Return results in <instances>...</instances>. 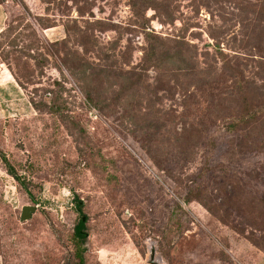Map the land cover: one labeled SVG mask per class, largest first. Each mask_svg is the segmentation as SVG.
I'll use <instances>...</instances> for the list:
<instances>
[{
  "label": "rangeland",
  "instance_id": "obj_1",
  "mask_svg": "<svg viewBox=\"0 0 264 264\" xmlns=\"http://www.w3.org/2000/svg\"><path fill=\"white\" fill-rule=\"evenodd\" d=\"M158 1L0 0V264L264 263V0Z\"/></svg>",
  "mask_w": 264,
  "mask_h": 264
},
{
  "label": "trees",
  "instance_id": "obj_2",
  "mask_svg": "<svg viewBox=\"0 0 264 264\" xmlns=\"http://www.w3.org/2000/svg\"><path fill=\"white\" fill-rule=\"evenodd\" d=\"M1 4L2 2L0 3V5ZM130 7H131L133 14L136 17H142L145 21H147L146 16L144 15L142 16V14H144V12H147L150 9L154 10L159 16L164 15V13L168 15L169 9H170V6L168 5V3L160 2L158 0H131ZM147 40H148L149 46L146 50L145 58H144V61L146 63L148 61L149 54L158 49V46L156 45V37L154 35L148 33ZM81 67H82L81 69L82 71L80 73L81 77L78 79V81L81 82V89L84 95L86 96V98L90 100L92 103H95V99L93 98L94 89H93L92 81H91L93 74L91 73V71H89V70H92V68H89L87 65H82ZM246 118H251L250 121L248 122L246 121L245 125L247 126L250 122L254 123V125L252 124L251 127H255V129L257 127L262 128L264 126V118H260L257 113L248 114ZM0 155L4 163L6 164L10 174L15 178H19L15 169L9 163L8 159L6 158L5 154L1 151V149H0ZM195 196H196L195 193H192V195L188 197L187 201L191 202V199L193 197L197 198V196L196 197ZM80 210H81V206H80ZM73 237L78 243H80V245H85V243L87 242L89 238V234L87 232L86 217H82L78 225L75 227ZM81 262H84L83 258L81 259Z\"/></svg>",
  "mask_w": 264,
  "mask_h": 264
},
{
  "label": "water",
  "instance_id": "obj_3",
  "mask_svg": "<svg viewBox=\"0 0 264 264\" xmlns=\"http://www.w3.org/2000/svg\"><path fill=\"white\" fill-rule=\"evenodd\" d=\"M36 212V208L35 207H25L23 214H22V220L23 221H27L29 219H31L33 213ZM85 220V218H84Z\"/></svg>",
  "mask_w": 264,
  "mask_h": 264
},
{
  "label": "crops",
  "instance_id": "obj_4",
  "mask_svg": "<svg viewBox=\"0 0 264 264\" xmlns=\"http://www.w3.org/2000/svg\"><path fill=\"white\" fill-rule=\"evenodd\" d=\"M234 257H233V260H234V262H233V264H244L243 262H241V260L234 254L233 255ZM252 264H264V263H252Z\"/></svg>",
  "mask_w": 264,
  "mask_h": 264
}]
</instances>
